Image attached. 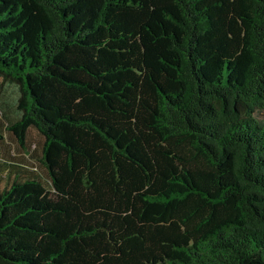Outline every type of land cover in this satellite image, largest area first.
Masks as SVG:
<instances>
[{"label": "trees", "instance_id": "obj_1", "mask_svg": "<svg viewBox=\"0 0 264 264\" xmlns=\"http://www.w3.org/2000/svg\"><path fill=\"white\" fill-rule=\"evenodd\" d=\"M0 79V264H264V0H0Z\"/></svg>", "mask_w": 264, "mask_h": 264}, {"label": "rangeland", "instance_id": "obj_2", "mask_svg": "<svg viewBox=\"0 0 264 264\" xmlns=\"http://www.w3.org/2000/svg\"><path fill=\"white\" fill-rule=\"evenodd\" d=\"M1 83H2V81L0 79V84ZM7 93H11V92H7ZM259 116L263 118L264 117V111H262L259 114ZM0 119H1V112H0ZM6 133H7V139H8L7 140V145H8L7 148L9 150V153H7L6 155L8 158H11L12 155H16V157H21L20 155H23L26 159H28L30 161L34 160L30 156V153H31V150L33 149V146L35 147L36 145H38L40 137H41L39 132L37 131V129L31 128L29 130L30 147L27 151L20 149L17 142L16 141L14 142L15 138L8 131ZM40 166H42V165L40 164ZM43 168H41V170H42L43 174L45 173L44 176H46L45 168L44 169Z\"/></svg>", "mask_w": 264, "mask_h": 264}]
</instances>
